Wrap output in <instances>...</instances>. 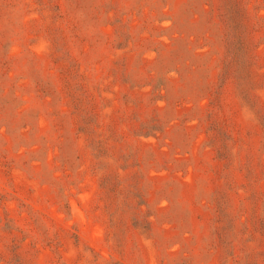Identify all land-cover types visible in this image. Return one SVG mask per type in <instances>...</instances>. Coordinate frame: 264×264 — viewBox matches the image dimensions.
<instances>
[{
  "label": "rangeland",
  "instance_id": "1",
  "mask_svg": "<svg viewBox=\"0 0 264 264\" xmlns=\"http://www.w3.org/2000/svg\"><path fill=\"white\" fill-rule=\"evenodd\" d=\"M0 264H264V0H0Z\"/></svg>",
  "mask_w": 264,
  "mask_h": 264
}]
</instances>
